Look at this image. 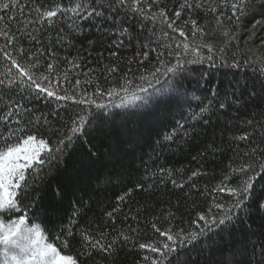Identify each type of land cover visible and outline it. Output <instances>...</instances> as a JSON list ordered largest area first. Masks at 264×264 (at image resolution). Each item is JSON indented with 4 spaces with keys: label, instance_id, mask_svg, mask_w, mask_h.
<instances>
[{
    "label": "trees",
    "instance_id": "16d2710c",
    "mask_svg": "<svg viewBox=\"0 0 264 264\" xmlns=\"http://www.w3.org/2000/svg\"><path fill=\"white\" fill-rule=\"evenodd\" d=\"M5 3L10 8L0 10V48L22 66L36 62L33 71L47 75L60 94L67 89L74 100L87 97L106 105L96 108L56 100L29 89L0 51V120L18 108L16 119L21 124L13 120L7 126L17 135L24 128L55 148L76 112L92 113L82 135L61 145L62 150L38 172L27 170L29 186L17 196L20 211L10 216L26 213L31 223L42 226L47 242L62 254L77 256L81 264L85 258L78 254L87 250L82 247V234L115 248L111 255L94 252L87 257L88 264H151L159 254L139 245L159 246L165 241L157 228L171 229L173 234L183 230L187 235L198 231L199 215L219 216L215 205L231 204L235 198L215 189L228 174L232 176L228 186L237 187L247 177L231 169L251 163L256 172L247 175L256 178L244 207L225 225L213 226L195 241L177 247L164 264H260L264 249V172L259 169L264 162V5L252 0L247 13L237 20L221 0H187L191 5L203 4L193 8H181L185 0H159L158 4L143 0L144 14L108 12V19L92 23L66 16L49 25L38 22V10L61 3L70 6L72 0H0V5ZM160 11L167 16H159ZM177 11L181 12L178 19ZM165 19L175 20L174 26L185 31L187 53L175 47L183 37L168 28ZM192 20L203 34L192 36ZM121 28L125 29L122 34ZM3 33L14 39L9 42ZM177 59L182 63L178 76L155 83V69L162 63L174 66ZM125 80L130 81L127 98L122 92L109 100L108 91L120 90ZM169 80L178 81L184 89L179 99L162 104L155 102L158 96L147 102L132 99L133 93L152 96L153 88L148 93L139 91L141 86L148 87L147 81L161 88ZM172 94L171 89L164 93ZM202 102L208 105V113L192 119ZM220 103L225 107L220 108ZM0 134H7L2 122ZM240 136L248 139H237ZM65 241L67 246L61 247Z\"/></svg>",
    "mask_w": 264,
    "mask_h": 264
},
{
    "label": "snow or ice",
    "instance_id": "6c2138e0",
    "mask_svg": "<svg viewBox=\"0 0 264 264\" xmlns=\"http://www.w3.org/2000/svg\"><path fill=\"white\" fill-rule=\"evenodd\" d=\"M15 3L16 0H13ZM222 4L226 7H229L232 10V14L236 16V19L239 20L240 16H243L249 10L252 0H221ZM261 5H264V0H258ZM153 4H158L159 0H152ZM203 4L191 5L185 0V4L181 5V8L188 7H202ZM10 5L5 3L0 5V10H8ZM121 10H127L132 13L144 14V4L143 0H72L70 6H66L63 3L57 5L55 8H50L49 10H38V22L43 24L45 21L51 25L54 22L55 18L64 17H75L76 21H88L92 23L94 21H104L108 19L106 13L116 12L119 14ZM215 11V9H211ZM148 11H151L150 7ZM175 17L178 19L181 16V12H175ZM159 16L166 17L167 14L163 11L159 12ZM264 16V13H262ZM152 18H155L154 16ZM3 19V17H0ZM14 19V17H12ZM75 22V21H74ZM164 23L167 24V27L172 29L173 32H178L180 37H183V40L180 43L176 44V48L183 49L184 53H187L189 49L188 36L182 28L175 27L176 21L168 22L167 19L164 20ZM192 36H196L197 32L203 34V29L198 28L196 21L192 20ZM79 27V24H77ZM99 30V28H98ZM121 34L125 31L124 28L120 29ZM5 39L11 42L14 37L7 36L6 33H3ZM122 43V41H120ZM208 47L209 52L212 51L211 47L208 45H203ZM0 51L4 49L0 48ZM23 53V49H20ZM197 51L198 49H194ZM5 59L10 60L12 66H14L21 79L20 83L27 84L29 89H34L37 93L45 94L49 98H54L56 100H74V97L71 94H68L67 89L62 91L65 94H60L56 90L55 85L52 83V80L49 79L47 75H37L33 69L38 65L36 62H33L27 66H22L16 59L12 58L11 53L4 51ZM145 58L147 53L144 54ZM196 62V61H189ZM51 69L52 65L48 66ZM182 67V63L177 59L174 66H165L163 63L155 69L153 72V78L155 83H160L161 78L167 79L169 76L176 78L178 76V70ZM161 68L164 69L161 72ZM115 71V69H113ZM26 78V79H25ZM145 79L146 78H143ZM47 81V84L44 82ZM59 83V81H57ZM79 83V82H77ZM130 81L125 80V86L120 90L116 88L110 89L107 93L109 100L113 96H120L123 92L125 94V99L127 98L128 87ZM148 87L141 86L139 91L141 93H148L149 88H153L152 96L141 97L132 94L133 100H145L146 102L152 99V97L158 96L155 102L165 103L168 100L179 99L184 94V89L179 85V82L173 83L172 80H169L161 88H155L153 81H147ZM169 89L172 91V95H164ZM99 96H104V92H97ZM77 104H87L89 106L94 105L96 108L106 107L105 104L98 103L95 99H88L87 97L81 98L79 100H74ZM211 101H209V104ZM200 108L199 113H193L192 119H201L203 116L208 113V105L201 103L198 105ZM220 108H224V103L219 104ZM92 115L90 110H81V112H76L71 123L68 125L66 130L62 134V138L59 139L57 146L55 148L50 147L48 140L44 138H37V134L26 131L24 128H20V134L17 135L7 126L15 120V124L19 126L21 121L16 119L18 116V108L8 111L7 114L0 120L6 126L7 134H0V264H81V261L78 260L77 256L67 253L62 254L60 248L54 245L52 242H47L45 235L43 234V229L41 225L35 224L30 226L29 219L26 213H21L17 219H8L6 220L5 216H10L11 214L20 211L19 204L17 201V196L20 194V191L26 190L28 188V183H26L28 177V169H32L33 172H38L46 162L50 161L53 155L56 152H60L61 145L70 144L74 142V139L82 135L85 129V126L89 124L90 116ZM168 136L166 139H170ZM237 139L247 140V136H240ZM46 154L44 159H41V155ZM35 165V167H33ZM259 169L261 172H264V162L259 164ZM251 171L256 172V168L253 164L249 163L247 165H241L239 168H232L231 173L243 174L246 176V179H242V182L238 184L237 187H230L226 181L231 180V174L225 176L224 180L221 182L220 186H217L215 191L217 192H227L230 196L235 199L231 204H216L215 207L221 213L219 216H206L199 215L197 218L196 228L198 231H190L187 235L184 234L183 230L178 233L173 234L171 229L166 232H161L160 229H156L157 232H160L162 237H166L165 241L159 242V246H156V243L144 244L141 243L139 247L141 249H149L152 253H158V258L152 259L151 264H164V261L167 260L168 256L177 251V247H183L186 242L195 241L199 236L204 235L206 231L210 230L213 226L225 225L227 222L231 221L236 214V210H239L244 207L245 202L248 201L253 193V183L255 180V175H247ZM197 173H193L195 176ZM182 187V185H181ZM121 200L124 197L120 198ZM111 216V213H109ZM203 222V226L201 223ZM155 227V226H154ZM68 235H72L71 231L68 232ZM83 244L82 247H85L87 250L80 252L78 255L85 258L82 264H88L87 257L93 255L94 252L107 253L109 255L113 254L115 248L112 244L105 245L101 243L99 239H91L87 234H82ZM125 239H128L125 237ZM67 241L61 244V247H66ZM261 261L260 264H264V249L260 252ZM145 260L149 258L144 257Z\"/></svg>",
    "mask_w": 264,
    "mask_h": 264
},
{
    "label": "rangeland",
    "instance_id": "374dc122",
    "mask_svg": "<svg viewBox=\"0 0 264 264\" xmlns=\"http://www.w3.org/2000/svg\"><path fill=\"white\" fill-rule=\"evenodd\" d=\"M4 218H5L6 220H8V219H17V218H19V217L5 216ZM35 224H36V223L33 224V223H31V222L29 221V225H30V226L35 225ZM43 234H44V232H43ZM0 247H2V246H0Z\"/></svg>",
    "mask_w": 264,
    "mask_h": 264
}]
</instances>
